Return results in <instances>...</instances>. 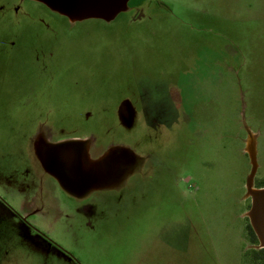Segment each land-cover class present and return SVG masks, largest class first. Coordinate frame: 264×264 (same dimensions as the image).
<instances>
[{
	"label": "rangeland",
	"instance_id": "rangeland-1",
	"mask_svg": "<svg viewBox=\"0 0 264 264\" xmlns=\"http://www.w3.org/2000/svg\"><path fill=\"white\" fill-rule=\"evenodd\" d=\"M74 139L105 152L83 195L34 155ZM248 181L264 187V0H130L74 25L0 0V197L20 215L3 263L264 264Z\"/></svg>",
	"mask_w": 264,
	"mask_h": 264
},
{
	"label": "water",
	"instance_id": "water-1",
	"mask_svg": "<svg viewBox=\"0 0 264 264\" xmlns=\"http://www.w3.org/2000/svg\"><path fill=\"white\" fill-rule=\"evenodd\" d=\"M40 3L49 11L67 19L70 25L86 20H100L110 23L115 18L128 10L130 0H29ZM80 141H69L64 144H48L47 157L41 161L45 171L54 175L55 179L64 189L67 185L82 184L85 178L82 169L95 168L97 163L85 158L81 169L75 166V162L66 159L64 153ZM73 148L76 149V146ZM86 153V148H85ZM58 155V156H57ZM90 174L88 175V178ZM90 179V178H89ZM66 184V185H64ZM250 213L252 224L256 231L264 238V189L256 192ZM262 215V217H260ZM263 219V220H262Z\"/></svg>",
	"mask_w": 264,
	"mask_h": 264
},
{
	"label": "flooded vegetation",
	"instance_id": "flooded-vegetation-1",
	"mask_svg": "<svg viewBox=\"0 0 264 264\" xmlns=\"http://www.w3.org/2000/svg\"><path fill=\"white\" fill-rule=\"evenodd\" d=\"M51 12V11H50ZM53 13V12H52ZM55 14V13H54ZM69 141H80V142H82L81 144H75L74 146H76V149L75 148H73L74 146H71V147H69L67 150H66V152L64 153V155H65V157H66V159L68 158L69 160H71V161H74L75 162V165H74V167L75 166H78L80 169H81V167L83 166V162L85 161V158L87 157L88 158V160H91V161H95V162H97V161H99V160H101L102 161V159H100V158H102L103 157V155H104V153L105 152H103V153H100L97 157H93L92 158V154L90 153V150H88V149H86L87 150V153H85V148L83 147L84 146V141L85 140H83V139H74V140H66V141H63V142H61V141H58V142H55V143H52V144H64V143H66V142H69ZM49 145L48 144H46L45 142L43 143L42 141L40 142V144H39V149H37V153H36V155L39 157V158H41V160H44V158H46L47 157V147H48ZM58 156V155H57ZM37 163L39 164V162H38V160H37ZM39 166H40V164H39ZM97 166V165H96ZM41 168V167H40ZM86 168V166H84V168L82 169V171L84 170ZM42 169V168H41ZM43 171V170H42ZM99 177V173L98 172H96V167L95 168H93L92 169V171H91V175L89 176V178L91 179L90 180V182L89 183H87V181H86V183L84 184V183H82V184H79V185H77V184H72V189H70L71 190V193L72 194H77V195H83V193H84V191H89V189L90 188H92V189H96V188H98L99 187V185L101 184L99 181H98V178ZM56 183H58V181L55 179L54 180ZM58 184H60V183H58ZM64 185H66V184H64ZM68 185H70V184H68ZM67 185V186H68ZM112 185V184H111ZM61 186V185H60ZM250 212V211H249ZM248 212V213H249ZM248 213H247V215H248ZM260 217H262V215H260ZM263 220V219H262ZM252 233H253V231H252ZM251 233V234H252ZM257 233V232H256ZM253 235L254 236H256L255 235V233H253ZM256 241H257V243H256V245H259V248L261 249V248H264V247H261V240L259 239L258 240V238H256ZM259 242V243H258Z\"/></svg>",
	"mask_w": 264,
	"mask_h": 264
},
{
	"label": "crops",
	"instance_id": "crops-1",
	"mask_svg": "<svg viewBox=\"0 0 264 264\" xmlns=\"http://www.w3.org/2000/svg\"><path fill=\"white\" fill-rule=\"evenodd\" d=\"M253 135H254V133H253ZM38 140H39V138H37V141H36V143H39L38 142ZM38 146V147H37ZM37 149H39V145L38 144H36L35 145V147H34V155H35V151H36V153H37ZM251 151H252V153H253V157H254V150L251 148ZM37 158V160H38V162H39V164H40V167L42 168V170L44 171V172H47V171H45L44 170V168L42 167V165H41V158H39L38 156L36 157ZM262 189H264V187L263 188H260V189H254L255 190V192L254 193H256L257 191H259V190H262ZM72 194V193H71ZM255 199V198H254ZM254 201V200H253ZM12 213L13 215H15V216H20L18 213H17V211H14L13 209H9V207H8V205H7V203L0 197V221H3V220H7V217H8V215H9V213ZM18 214V215H17ZM22 217V216H21ZM10 218V217H9ZM23 218V217H22ZM24 219V218H23ZM264 239V238H263ZM7 255L6 254H0V264H7V263H3V258H5Z\"/></svg>",
	"mask_w": 264,
	"mask_h": 264
},
{
	"label": "bare ground",
	"instance_id": "bare-ground-1",
	"mask_svg": "<svg viewBox=\"0 0 264 264\" xmlns=\"http://www.w3.org/2000/svg\"><path fill=\"white\" fill-rule=\"evenodd\" d=\"M251 137H253V135L252 134H250V138ZM249 146H250V144H249V141H248V143H247V147H246V151H247V153H249L250 155H251V157H252V159H253V153H252V151H251V148H249ZM248 194L250 195V196H254L256 193H254L255 192V190L252 188V187H250V183H249V181H248ZM248 216H250V213H248ZM258 235L260 236V240H261V247H264V239L262 238V236L258 233Z\"/></svg>",
	"mask_w": 264,
	"mask_h": 264
}]
</instances>
